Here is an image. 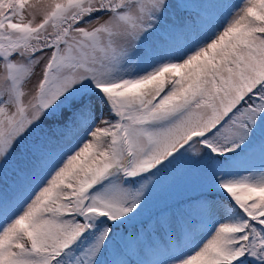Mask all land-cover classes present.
Segmentation results:
<instances>
[{
    "label": "snow or ice",
    "instance_id": "snow-or-ice-1",
    "mask_svg": "<svg viewBox=\"0 0 264 264\" xmlns=\"http://www.w3.org/2000/svg\"><path fill=\"white\" fill-rule=\"evenodd\" d=\"M178 165L214 198L142 258L123 228ZM0 169V264H264V0H0Z\"/></svg>",
    "mask_w": 264,
    "mask_h": 264
},
{
    "label": "rangeland",
    "instance_id": "rangeland-1",
    "mask_svg": "<svg viewBox=\"0 0 264 264\" xmlns=\"http://www.w3.org/2000/svg\"><path fill=\"white\" fill-rule=\"evenodd\" d=\"M172 4H187V5H195L198 3L203 2V0H169ZM229 4H237L239 0H224ZM179 10L172 9L169 13V16L177 15ZM38 79V75L34 76L31 80H29L25 84V91L29 94L34 90V85L36 80ZM27 100V96L25 97ZM48 121L45 122L44 128L46 129L48 126ZM35 141V137L31 138L27 144L30 147L31 144ZM252 165L259 167V157H255L252 159ZM27 164V160L25 159V151L21 148L17 147L15 152L12 154V158L9 161L7 166V180L9 183L12 182L13 179L16 178L15 173L18 168L24 167ZM4 169H0V181L4 179ZM205 177L190 169L187 165H178L175 169L171 170L169 173L165 174L161 178L160 184L156 187L153 191L152 195L150 196L148 203L145 206V209L139 217H137L132 224L136 223L137 221H141L147 218L146 211L148 208H151L159 203L165 193L172 192V193H181L186 188H191L194 190L202 189L203 191L207 192V189L203 186L205 183ZM3 187V184L0 183V188ZM127 225V224H126ZM132 239L130 240V248L133 251L137 249H143V258L152 259V256L148 253L147 248L145 247L144 243L142 242L141 238L136 233L130 234Z\"/></svg>",
    "mask_w": 264,
    "mask_h": 264
},
{
    "label": "trees",
    "instance_id": "trees-1",
    "mask_svg": "<svg viewBox=\"0 0 264 264\" xmlns=\"http://www.w3.org/2000/svg\"><path fill=\"white\" fill-rule=\"evenodd\" d=\"M227 1V0H226ZM240 2V0H239ZM178 18L181 16H187V12H181L178 11L177 15ZM252 160L249 162L250 164ZM201 193L208 194L206 191H203L202 189L194 190L191 188H186L181 193H172L167 192L164 194L162 199L159 201L157 206H153L151 208H148L146 213L147 218L141 221H137L134 224H129L127 226H124L123 231L128 234H139L138 236L141 238L142 242L144 243L145 247L148 250V253L152 256V259H158L159 256L157 255V252L155 249H149L147 247L149 243L150 237H152L154 234L150 231V226L155 222L156 218L164 211L169 209H174L178 203L182 201H186L191 197H196L200 195ZM209 198H214L213 194H208ZM143 229V231H142ZM133 259H136V256L132 257ZM143 258V257H142Z\"/></svg>",
    "mask_w": 264,
    "mask_h": 264
}]
</instances>
